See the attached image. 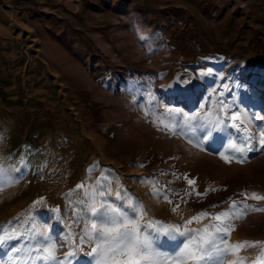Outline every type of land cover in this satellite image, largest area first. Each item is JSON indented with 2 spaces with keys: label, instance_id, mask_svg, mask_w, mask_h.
Masks as SVG:
<instances>
[{
  "label": "rangeland",
  "instance_id": "rangeland-1",
  "mask_svg": "<svg viewBox=\"0 0 264 264\" xmlns=\"http://www.w3.org/2000/svg\"><path fill=\"white\" fill-rule=\"evenodd\" d=\"M1 1L15 54L0 46V264H93L74 216L100 188L142 202L141 224L207 212L187 227L248 242L223 264H264V0Z\"/></svg>",
  "mask_w": 264,
  "mask_h": 264
},
{
  "label": "snow or ice",
  "instance_id": "snow-or-ice-1",
  "mask_svg": "<svg viewBox=\"0 0 264 264\" xmlns=\"http://www.w3.org/2000/svg\"><path fill=\"white\" fill-rule=\"evenodd\" d=\"M208 71L211 73V69ZM202 75L204 74L202 73ZM239 117L240 113L236 112L228 119L237 131H246L235 123ZM252 118L256 119L257 117L253 115ZM259 135L264 137V130L260 131ZM260 143L264 146V139H261ZM229 147L240 152L245 151L244 148L236 149L235 145ZM221 158L226 162H231L226 155H222ZM187 184L189 186L194 185L195 180L189 179ZM82 188L83 184L81 183L77 186L76 191L79 192ZM106 191L105 188H100L92 195L86 194L89 200L99 198L103 202L99 207L94 203L88 205L84 216L79 213L74 216L77 223L82 219L84 220V227L79 236L80 244H94L88 253L92 256L93 264H223V260L231 251L238 250L248 243L238 242L232 247L227 246L225 241L231 229L226 225L218 227L215 233H209L207 228L201 230L187 227L188 224L200 217L208 215L207 212L192 217L183 226L168 227L165 226V222L159 221H147L141 224L144 215H146L142 202L137 200L129 203L130 198L123 197L120 193L115 195L114 202H110L113 201V196L110 192L105 195ZM154 194L163 199H168L167 192L156 191ZM68 195L70 196L71 192ZM197 195L203 194L197 193ZM80 207L81 211H84V201H80ZM178 207L179 204L172 211L175 212ZM227 216L228 213L221 212L216 215V219L219 220L221 217ZM182 228L183 230H181ZM201 232L205 235H198ZM162 237L169 241L182 239L180 244L169 252L164 250L159 243ZM69 242L75 246L71 233L63 243L67 245ZM0 243L3 241L0 240ZM252 243L254 245L257 242ZM40 251L47 253V255L40 256L39 259L47 261L59 259L47 247L40 249Z\"/></svg>",
  "mask_w": 264,
  "mask_h": 264
},
{
  "label": "crops",
  "instance_id": "crops-1",
  "mask_svg": "<svg viewBox=\"0 0 264 264\" xmlns=\"http://www.w3.org/2000/svg\"><path fill=\"white\" fill-rule=\"evenodd\" d=\"M30 1V0H20L19 2H17L19 5L16 4V6H14L16 8V12L17 13H21L24 10H27V6H25V4ZM29 6V5H28ZM13 6L10 3H6L4 1L0 0V46L4 51L9 50L10 54L14 55L15 54V48L11 45V43H13V35H12V29H11V16L5 15V13L2 12V9H11ZM40 6H33L32 8H38ZM8 16V17H7ZM15 22L19 24V26H17L16 24L14 26H17V30L20 29V35L17 36V38L19 37L22 43V48L20 51H26L25 49V44H27V40H22V37H26L29 38L32 33H30V31H26V29L22 26L21 23H19L16 19ZM13 28V26H12ZM18 38V40H19ZM25 55V53H21V55H18L19 61L21 60V58ZM1 103H0V112H1ZM9 126L7 124H4V122L0 123V138H2L3 136H5L6 131L8 130Z\"/></svg>",
  "mask_w": 264,
  "mask_h": 264
}]
</instances>
